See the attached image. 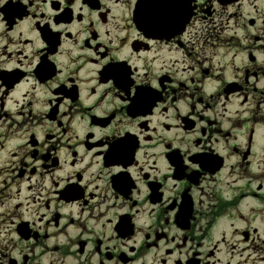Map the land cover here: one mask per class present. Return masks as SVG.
<instances>
[{"label": "flooded vegetation", "instance_id": "1", "mask_svg": "<svg viewBox=\"0 0 264 264\" xmlns=\"http://www.w3.org/2000/svg\"><path fill=\"white\" fill-rule=\"evenodd\" d=\"M0 264H264V0H0Z\"/></svg>", "mask_w": 264, "mask_h": 264}]
</instances>
